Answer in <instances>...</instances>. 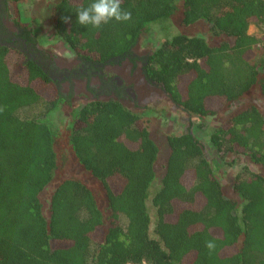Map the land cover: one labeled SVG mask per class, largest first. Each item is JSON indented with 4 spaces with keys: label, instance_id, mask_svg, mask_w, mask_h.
Instances as JSON below:
<instances>
[{
    "label": "trees",
    "instance_id": "16d2710c",
    "mask_svg": "<svg viewBox=\"0 0 264 264\" xmlns=\"http://www.w3.org/2000/svg\"><path fill=\"white\" fill-rule=\"evenodd\" d=\"M92 2L59 0L51 15L58 39L91 69L125 59L164 21L206 22L210 41L177 34L158 42L143 73L189 117L219 122L202 137L168 135L158 177L161 149L142 115L113 98L75 107L42 65L3 47L0 264H264V40L249 33L264 30V0H122L131 19L100 28L77 22ZM38 104L40 117L19 114ZM69 158L100 182L104 209L71 176L45 211L42 194ZM243 159L257 171L242 169L229 195L218 168Z\"/></svg>",
    "mask_w": 264,
    "mask_h": 264
},
{
    "label": "rangeland",
    "instance_id": "374dc122",
    "mask_svg": "<svg viewBox=\"0 0 264 264\" xmlns=\"http://www.w3.org/2000/svg\"><path fill=\"white\" fill-rule=\"evenodd\" d=\"M59 0H27L19 4L20 16L28 26L35 30L38 42L41 46L42 59L49 64L50 56L54 58L51 63L52 77L59 83L64 96L69 98L73 106L78 107L93 100L120 99V101L132 111L142 115L146 120L152 139L158 143L161 152L157 164L158 177L163 173L164 162L167 157V136L172 133H180L187 130L202 137L206 130H211L218 119H212L209 123L199 122L195 118L185 114L177 106L168 94H164L160 86L142 82L143 65L148 56L158 47V42L171 39L177 34L198 35L210 41L209 25L200 21L190 27L180 24V16L164 21L162 26H157L148 33H144L138 40L131 53L115 63L107 64L101 68L91 69L83 65L80 59L71 51L67 45L55 34L52 26L51 15L55 3ZM9 15H15L13 6H9ZM249 33L264 40V30L256 26L249 28ZM157 34V35H156ZM158 36V37H157ZM45 56V57H44ZM44 65V64H43ZM239 105L227 112L230 114ZM44 106L38 104L32 108L24 109L19 114L23 117H40ZM68 117V114H65ZM224 115V114H223ZM69 119L63 118L60 125H67ZM204 129L199 131L200 124ZM205 142V141H204ZM205 151L209 158H215L213 149L205 142ZM231 160V156L228 157ZM247 167L250 170L257 169L246 160L239 161L235 165L222 163L218 168L219 179L227 194L233 195L232 188L236 175ZM76 176L87 183L97 194L102 209L105 207L102 186L96 179L87 176L78 163L69 158L63 169L59 170L53 183H51L42 194L45 211L48 209L52 191L64 178ZM157 185V183H155Z\"/></svg>",
    "mask_w": 264,
    "mask_h": 264
},
{
    "label": "flooded vegetation",
    "instance_id": "af4514ba",
    "mask_svg": "<svg viewBox=\"0 0 264 264\" xmlns=\"http://www.w3.org/2000/svg\"><path fill=\"white\" fill-rule=\"evenodd\" d=\"M20 3L14 4L10 0H0V49L5 47L20 52L26 60H33L37 62L38 65H42V69L52 76V69L50 70V67L54 58L50 56L51 62H49V64L43 61V56L40 52L42 48L38 42V37L35 35V30L31 26H28L19 15L20 12L18 8ZM9 6H13V10L17 12L12 17L8 12L12 10ZM52 78L55 79L54 76ZM142 82L154 84L146 79L144 73ZM162 91L165 95L167 94L164 89H162Z\"/></svg>",
    "mask_w": 264,
    "mask_h": 264
},
{
    "label": "clouds",
    "instance_id": "9594fccd",
    "mask_svg": "<svg viewBox=\"0 0 264 264\" xmlns=\"http://www.w3.org/2000/svg\"><path fill=\"white\" fill-rule=\"evenodd\" d=\"M122 0H93L87 7L77 10V22L80 25L100 28L112 20L127 21L131 19V12L121 8ZM71 17H63L64 22H69ZM206 247L211 252L215 249L212 241L206 242Z\"/></svg>",
    "mask_w": 264,
    "mask_h": 264
}]
</instances>
